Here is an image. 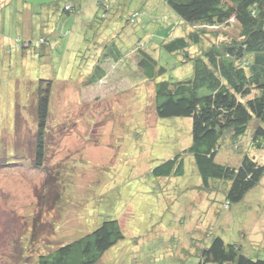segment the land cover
Masks as SVG:
<instances>
[{"label":"rangeland","instance_id":"obj_1","mask_svg":"<svg viewBox=\"0 0 264 264\" xmlns=\"http://www.w3.org/2000/svg\"><path fill=\"white\" fill-rule=\"evenodd\" d=\"M145 1L118 7L106 21L96 18L97 0H83L74 15L64 12L69 0L2 1L0 264H36L42 253L106 219H118L125 238L100 264H198L191 254L215 236L264 258V177L242 202L225 208V186L201 190L192 155L184 157L183 176L152 174L190 146L192 122L156 116L154 84L130 59L142 47L173 81L191 76L192 65L160 47L170 30L178 35V16L155 0L144 7ZM129 12L138 13L136 24L126 22ZM226 32L238 35L234 26ZM113 40L125 61L104 63L103 83L83 87ZM42 79L52 81L51 114L46 159L37 170L33 102ZM250 135L234 149L224 143L216 161L238 166ZM248 150L264 162V153Z\"/></svg>","mask_w":264,"mask_h":264},{"label":"trees","instance_id":"obj_2","mask_svg":"<svg viewBox=\"0 0 264 264\" xmlns=\"http://www.w3.org/2000/svg\"><path fill=\"white\" fill-rule=\"evenodd\" d=\"M132 1L97 0L96 18L106 21L108 13L128 7ZM151 2L145 1L144 7L152 6ZM82 3L83 0H69L64 12L78 14ZM152 3L155 7L170 8L180 21L176 25L180 33L178 30V35H173L175 31L170 30L160 47L192 65L191 76L173 81L167 79V69L142 47H137L135 58L130 59L147 82L154 84L156 116L189 118L192 122L190 146L163 161L152 174L156 178L183 176L184 157L192 155L202 179L200 189L211 192L215 191L212 184H223L224 206L229 208L242 202L264 177V162L248 150L264 153V0H155ZM137 19V12H129L126 22L136 24ZM232 26L238 30L236 37L226 32ZM101 49L98 63L82 83L83 87L103 83L108 75L104 63L125 61L114 40ZM51 84L52 81L42 79L34 92L37 125L32 167L37 170L46 159ZM16 117L18 127L21 121L19 115ZM248 132L251 135L247 151L238 166L216 161L224 143L237 148ZM28 157L32 164L31 155ZM4 166L1 160L0 170ZM124 238L119 220L106 219L92 232L42 253L36 264H100L107 252ZM191 255L198 257V264H264V258L246 255L242 246L227 243L221 236H215L209 246L197 248Z\"/></svg>","mask_w":264,"mask_h":264}]
</instances>
